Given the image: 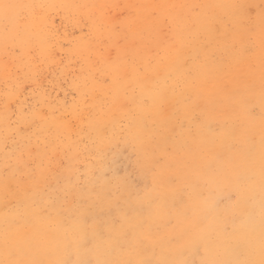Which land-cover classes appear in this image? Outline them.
Masks as SVG:
<instances>
[{
  "label": "rangeland",
  "instance_id": "obj_1",
  "mask_svg": "<svg viewBox=\"0 0 264 264\" xmlns=\"http://www.w3.org/2000/svg\"><path fill=\"white\" fill-rule=\"evenodd\" d=\"M10 2L34 7L19 9L14 40L7 47L0 20V167L4 138L10 132L4 121L7 110L11 120L18 122L13 125L21 132L16 139L24 146L22 159L32 169L33 178L25 179L7 196L0 178V239L6 228L14 227L13 221L18 222L23 227L11 232L13 238L23 241L26 236L24 241L39 244L45 260L48 254L54 257V252L58 255L62 250L66 264L81 260L95 264L98 259L135 262L147 257L159 261L171 253L177 256L175 260L188 258L192 264H205L208 259L203 253L214 254L206 264H223L227 259L239 264L253 252L259 257L264 242L262 0ZM183 5L211 6L197 10L201 27L209 17L223 18L222 31L227 24L230 34L244 38L239 55L221 44L202 48L182 26L185 19H192ZM145 95L155 97V103L142 104ZM92 114L95 118L90 121ZM194 114H202L220 131L209 135L205 130L193 141L186 131ZM154 175L175 178L170 185H157L156 192H164L177 207L183 203L191 214L186 219L170 210L171 219L167 223L157 219L159 228L145 236L141 247L125 248L131 230L115 223L113 209L95 193L101 184L115 185L114 178H119L125 192L142 193L152 187ZM61 176H70L76 185L66 193L68 207L86 197L89 218L66 221L53 213L49 220H35L33 193L55 186ZM253 219L258 224L251 223ZM206 222L211 223L207 225L210 229ZM248 223L258 227L253 236ZM204 226L206 235L201 234ZM194 236L197 249L192 253ZM209 240L213 245H207ZM60 254L59 260L55 255L56 259L47 261L53 258L57 264Z\"/></svg>",
  "mask_w": 264,
  "mask_h": 264
},
{
  "label": "snow or ice",
  "instance_id": "obj_2",
  "mask_svg": "<svg viewBox=\"0 0 264 264\" xmlns=\"http://www.w3.org/2000/svg\"><path fill=\"white\" fill-rule=\"evenodd\" d=\"M22 7H34L32 5H20L10 2V0H0V20L3 21V33L5 46L7 47L9 40H14L12 35L15 23L19 18V9ZM40 7H45L41 5ZM49 7H55L49 6ZM190 10L189 15L192 19H185L182 22L183 28L188 32L189 36L201 42L202 48H207L212 44H221L226 50H231L234 55H239L240 51L245 47L243 37L237 36L235 33H229L227 24H224V30H221L220 25L223 24L221 17H209L207 22L201 27L200 17L201 13L198 9L211 6L203 5H183ZM232 7V6H220ZM243 7V6H241ZM155 16V13L152 14ZM260 21L261 31L264 33V0L260 5ZM264 45V39L261 40ZM248 46H251V37L248 38ZM261 87L264 89V65H262ZM188 98L184 97V102L187 103ZM142 104L149 105L155 103V97L152 95H145L141 97ZM95 118V114L90 116V121ZM6 128L10 132L5 136L3 142V165L0 167V178L3 179L5 194L12 189L18 188L25 179H31L32 169L28 163L22 159L23 145L16 137L21 135L18 127H13L17 121H12L11 116L5 111L4 117ZM183 127V121L181 122ZM207 131L209 135L217 134L220 129L214 128L211 123L203 119L202 114H194L188 121L186 135L192 137L193 141L197 136H201ZM201 142L203 140L201 139ZM187 140L184 144L187 145ZM21 155H17V153ZM260 174L264 180V138L261 140L260 150ZM117 183L112 186L101 184L99 190L96 191V197L100 200L108 202L109 207L115 213V223L119 224L125 231L131 230V235L124 241L125 248H136L143 245L144 238L150 234L154 229L159 228L156 223L157 219L167 223L171 219L170 210L184 218H189L191 209L183 203L177 207L176 201H169L164 192H156L157 185L163 187L165 184H172L175 182L174 177L162 178L158 176L152 177V187L146 188L144 192H125L123 185L119 178H114ZM62 181H66L62 184ZM111 184V182H108ZM76 189V185L71 184V177H59L56 180V185H49L44 191H36L33 193L31 199L32 214L35 220L44 221L52 218L53 213L56 216L63 217L66 221H79L88 219V199L81 197L77 204L69 208L66 193ZM154 192L156 194H154ZM62 194H65L62 196ZM219 207V204H217ZM264 211V205H262ZM6 223L8 221L6 220ZM14 227L6 228L3 234L2 241H0V264H49L43 259L42 251L27 241H20L13 238L12 231H19L23 225L13 221ZM104 230L100 229V234L103 235ZM190 251H196L195 240L190 242ZM248 259L239 262V264H264V242H262L259 250V259L255 258V253H249ZM57 264H65L60 261ZM78 264H92L89 260H81ZM95 264H192L187 258H182L174 261L168 260H139V261H123L112 262L108 260H96ZM203 264V262H202ZM223 264H233L231 261H225Z\"/></svg>",
  "mask_w": 264,
  "mask_h": 264
},
{
  "label": "bare ground",
  "instance_id": "obj_3",
  "mask_svg": "<svg viewBox=\"0 0 264 264\" xmlns=\"http://www.w3.org/2000/svg\"><path fill=\"white\" fill-rule=\"evenodd\" d=\"M258 1H259V0H258ZM152 2H154V1H152ZM152 4H155V3H152ZM156 5H158V4H156ZM242 5H243V4H242ZM244 8H245V7H244ZM160 9H161V7H160ZM163 9H164V8H163ZM218 12H220V11H218ZM216 16H217V15H216ZM160 21H161V20H160ZM163 21H164V20H163ZM161 22H162V21H161ZM38 25H39V23H38ZM34 27H35V26H34ZM36 27H37V26H36ZM41 27H42V26H41ZM31 29H32V28H31ZM36 29H37V28H36ZM41 29H42V28H41ZM28 30H29V29H28ZM28 30H27V31H28ZM32 30H33V29H32ZM43 30H44V29H42V31H43ZM44 31H45V30H44ZM13 32H14V31H13ZM29 32H30V30H29L27 33L29 34ZM16 33H17V32H16ZM38 33H39V32H38ZM41 33H42V32H41ZM12 34L15 35V33H12ZM22 35H24V34H22ZM42 35H43V34H42ZM44 35H45V34H44ZM26 36H28V35H26ZM45 36H46V35H45ZM33 37L36 38V35L33 36ZM19 38H21V37H19ZM39 38H40V37H39ZM22 39H23V37H22ZM22 39H21V40H22ZM33 39H34V38H33ZM41 39H42V38H41ZM41 39H40V40H41ZM43 39H44V38H43ZM43 39L41 40L42 42H43ZM24 40H25V39H24ZM26 40H27V39H26ZM18 41H19V40H18ZM21 42H22V41H20V43H21ZM26 42H27V41H26ZM36 43H37V42H36ZM38 43H40V42H38ZM22 44H23V43H22ZM22 44H21V45H22ZM18 45H19V44H18ZM18 45H17V46H18ZM25 45H26V44H25ZM38 45H39V44H38ZM42 45H44V44H42ZM28 46H29V45H28ZM28 46H27V47H28ZM45 46H46V45H45ZM2 50H3V48H2ZM167 56H168V55H167ZM170 62H171V61H170ZM166 63H167V62H166ZM156 66H157V65H156ZM168 66H169V65H168ZM108 67H109V66H108ZM166 67H167V66H166ZM169 67H170V66H169ZM167 68H168V67H167ZM150 69H151V68H150ZM153 69H154V67H153ZM156 69H157V67H156ZM108 70H109V69H108ZM112 70H113V69H112ZM159 70H160V69H159ZM149 71H151V70H149ZM107 72H108V71H107ZM120 73H121V72H120ZM117 74H119V72H118ZM112 75H113V74H112ZM112 75H111V76H112ZM136 77H137V76H136ZM119 78H120V77H119ZM112 79H113V78H112ZM121 79H122V78H121ZM114 80H115V79H114ZM136 80H137V78H136ZM115 81H116V80H115ZM120 81H121V80H120ZM137 81H138V80H137ZM138 82H139V81H138ZM142 82H143V81H142ZM126 83H127V82H126ZM127 85H128V84H127ZM127 85H126V86H127ZM142 85H143V84L141 83V86H142ZM142 87H143V86H142ZM145 88H146V87H145ZM121 89H123L122 86H121L120 90H121ZM165 90H166V89H165ZM117 91H119V90H117ZM161 91H162V90H161ZM121 92H122V91H121ZM165 93H166V92H165ZM174 96H175V95H174ZM169 97H170V96H169ZM116 108H117V107H116ZM161 111H162V110H161ZM108 112H109V111H108ZM108 112H107V115L109 114ZM109 116H110V115H109ZM102 117H103V116H102ZM100 123H101V122H100ZM224 137H225V136H224ZM205 144H206V143H205ZM198 145H199V143H198ZM201 146H202V145H201ZM199 147H200V146H199ZM206 147H207V146H206ZM209 158H210V157H209ZM210 161H211V160H210ZM243 188H244V187H243ZM262 188H263V186H262ZM262 188H261V189H262ZM242 195L244 196V194H242ZM260 196H261V195H260ZM253 200H254V199H253ZM262 201H263V200H262ZM247 204H248V203H247ZM251 204H252V203H251ZM212 210H213V208H212ZM204 213H206V212H204ZM213 213H215V212H213ZM213 213H212V214H213ZM212 214H211V217H212ZM214 215H215V214H214ZM252 215H253V214H252ZM209 217H210V216H209ZM211 217H210V218H211ZM251 217H252V216H251ZM253 217H254V216H253ZM205 218H206V216H205ZM207 218H208V217H207ZM207 218H206V219H207ZM212 218H213L212 221L215 220L214 217H212ZM249 218H250V217H249ZM255 218H257V217H255ZM203 219H204V217H203ZM204 220H205V219H204ZM251 220H252V219H251ZM208 221H209V220H208ZM212 221H210V222L212 223ZM203 222H204V221H203ZM214 222H215V221H214ZM257 222H258V221H257ZM208 223H209V222H208ZM211 223L207 224V222H206L204 225H206V228H207V227L209 228V226H210ZM245 223H246V222H245ZM251 223L254 224V223H255V220L253 219V221H252ZM261 223H262V222H261ZM234 224H235V223H234ZM255 224H258V223H255ZM259 224H260V223H259ZM43 225H44V224H43ZM207 225H209V226H207ZM212 225H213V227H215V229H217V226H214V225H216V223H215V224H212ZM247 225H249V227H248V233H250V234L253 236V235L255 234L256 230L258 229V227H257L256 225H252V226H251L250 223H248ZM232 226H233V225H232ZM258 226H259V225H258ZM246 227H247V226H246V224H245V227H243L242 230H244V228H246ZM255 227H257L256 230H255ZM206 228H205V226H204V231H202L201 234L204 233L203 235H206V234H205L206 231H207V230H205ZM209 229H210V228H209ZM209 229H208V230H209ZM249 229H250V230H249ZM42 230H43V229H42ZM212 230H214V229L212 228ZM245 230H246V229H245ZM43 231H44V230H43ZM43 231H42V233H43ZM209 231H210V230H209ZM249 231H250V232H249ZM16 232H17V231H16ZM39 232H40V231H39ZM245 232H247V231H245ZM257 232H258V231H257ZM260 232H261V231H260ZM243 233H244V231H243ZM248 233H247V234H248ZM258 233H259V232H258ZM21 234H22V233H21ZM43 234H44V233H43ZM245 234H246V233H245ZM195 235H199V232H198L197 234H195ZM203 235H200V238H201V236L203 237ZM208 235H209V234H208ZM260 235H261V233H260ZM15 236H16V235H15ZM41 236H42V235H41ZM249 236H250V235H249ZM256 236H257V235H256ZM21 237H22V236H21ZM21 237H20V238H21ZM24 237H26V236H24ZM24 237H23V241H24ZM36 237H37V236H36ZM194 237H195V236H194ZM220 237H221V236H220ZM222 237H223V236H222ZM250 237H251V236H250ZM263 237H264V236H263ZM14 238H15V237H14ZM18 238H19V237H18ZM26 238H27V237H26ZM26 238H25V239H26ZM32 238H33V237H32ZM32 238H31V239H32ZM37 238H38V237H37ZM43 238H44V237H43ZM207 238H208V237L206 236V239H204V240L202 239V240H203L202 242H205V240L207 241ZM210 238H212V236L209 237V239H210ZM223 238H224V237H223ZM223 238H222V240H223ZM239 238H240V237H239ZM242 238L245 239V238H247V236H244V237L242 236ZM248 238H249V237H248ZM31 239H30V240H31ZM35 239H36V238H35ZM41 239H42V238H41ZM44 239H45V238H44ZM44 239H43V240H44ZM218 239L220 240L219 237H218ZM224 239H225V238H224ZM250 239H252V238H250ZM0 240H1V239H0ZM19 240H21V239H19ZM194 240L196 241L197 238L195 237ZM198 240H200L199 237H198ZM213 240H214V239H213ZM247 240H248V239H247ZM260 240H261V239H260ZM1 241H2V240H1ZM48 241H49V240H48ZM48 241H46V242L48 243V244L46 243L47 245H49V242H48ZM67 241H68V239H67ZM211 241H212V240H211ZM211 241L209 240V241L207 242V245L213 242V241H212V242H211ZM214 241L216 242V240H214ZM217 241H218V240H217ZM262 241H263V238H262ZM27 242H28V241H27ZM56 242L58 243V241H56ZM74 242H75V241H74ZM74 242L72 243V245L74 244ZM199 242H200V241H199ZM199 242H198V243H199ZM209 242H210V243H209ZM218 242H219V241H218ZM218 242H217V243H218ZM221 242H222V241H221ZM221 242H220L219 245L222 244ZM239 242H240V241H239ZM243 242H244V241H243ZM43 243L45 244V242H43ZM43 243H42V244H43ZM51 243H52V242H51ZM59 243H60V242H59ZM65 243L67 244L66 241H65ZM213 243H214V242H213ZM213 243H212V245H213ZM217 243H216V244H217ZM237 243H238V242H237ZM244 243H245V242H244ZM251 243H252V242H251ZM251 243H250V244H251ZM42 244H41V246H43ZM66 244H65V246H66ZM199 244H200V243H199ZM204 244H206V243H204ZM216 244H214V245H216ZM239 244H240V243H239ZM254 244H256V243H254ZM259 244H260V243H259ZM37 245H39V244H36V246H37ZM74 245H75V244H74ZM200 245H202V243H201ZM219 245H217L218 248L224 246V244H223L222 246H219ZM227 245H228V244H227ZM227 245H225V246H227ZM230 245H231V244H230ZM232 245H233V244H232ZM236 245H237V244H236ZM236 245H234V246H236ZM243 245H244V244H243ZM245 245H246V244H245ZM257 245H258V243H257ZM189 246H190V245H189ZM196 246H197V244L195 245V247H196ZM208 246H209V245H208ZM225 246H224V247H225ZM238 246H239V245H238ZM240 246H241V245H240ZM140 247H141V246H140ZM212 247H213V246H212ZM212 247H211V248H212ZM215 247H216V246H215ZM231 247H232V246H231ZM256 247H258V246H256ZM260 247H261V245L259 246V248H260ZM40 248H43V247H40ZM61 248L63 249V247H61ZM64 248H67V246L64 247ZM232 248H233V247H232ZM235 248H236V247H235ZM244 248H246V247L244 246L243 249H244ZM254 248H255V245H254ZM259 248H258V249H259ZM52 249H53V248H51V250H52ZM149 249H150V248H149ZM196 249H197V247H196ZM207 249H210V248H207ZM248 249H249V248H248ZM44 250H45V249H44ZM46 250H48V249H46ZM51 250H50V253L53 252V251H51ZM54 250H56V249H54ZM71 250H72V249H70L69 252H72V251H73V250H72V251H71ZM147 250H148V249H147ZM189 250H190V249H189ZM200 250H201V249H200ZM200 250H199V252H200ZM210 250H211V249H210ZM215 250H216V249H215ZM224 250H225V249H224ZM227 250H228V249H227ZM61 251H62V250H59L58 253L60 254ZM128 251H129V250H128ZM207 251H208V250H206L205 253H206ZM217 251H218V249H217ZM237 251H238V250H237ZM237 251H236V252H237ZM239 251H240V250H239ZM92 252H93V251H92ZM130 252H131V251H130ZM130 252H129V255H130ZM151 252H152V251H151ZM178 252H179V251H178ZM178 252H175V253H178ZM201 252H202V251H201ZM203 252H204V251H203ZM211 252H212V251H211ZM219 252H221V251L219 250ZM226 252H227V251H226ZM42 253H43V252H42ZM46 253H48V252H46ZM75 253H76V252H75ZM75 253H74V254H75ZM143 253H146V252L143 251ZM147 253H148V252H147ZM152 253H154V252H152ZM166 253H169V252H166ZM182 253H183V252H182ZM186 253H187V252H186ZM186 253H185V254H186ZM192 253H193V252H192ZM192 253H191V255H192ZM195 253H196V252H195ZM224 253H225V252H224ZM228 253H229V250H228ZM228 253H227V254H228ZM237 253L239 254L240 252H237ZM256 253H258V252H256ZM59 254H58V255H59ZM62 254H63V253H62ZM65 254H66V253L64 252V255H65ZM69 254H70V253H69ZM69 254H68V255H69ZM150 254H151V253H149V255H150ZM164 254H165V253H164ZM178 254H180V253H178ZM187 254L189 255L190 253H187ZM187 254H186V256H188ZM198 254H199V253H197V257H198V258L201 257V256H199ZM225 254H226V253H225ZM230 254H231V253H230ZM230 254H229V256H230ZM233 254H235V253H233ZM55 255H57V253L55 254V252H54V257H53V254H52V256H51V254H48V256H46V257H48V258H49V257H53L54 259H56V258H55V257H56ZM58 255H57V259L59 260L60 257H59ZM75 255H76V254H75ZM75 255H74V256H75ZM191 255H190V256H191ZM200 255H202V254H200ZM211 255L214 256V254H210V253L205 254V255H204V253H203L202 256H203V257L206 256L205 258L208 259V260H207V262H208V261L210 260ZM215 255H216V254H215ZM218 255H219V254H218ZM236 255H237V254H236ZM256 255H257V254H255V256H256ZM60 256H62V255L60 254ZM145 256H146V255H145ZM150 256H151V255H150ZM180 256H181V255H180ZM180 256H179V257H180ZM193 256H194V255H193ZM195 256H196V255H195ZM195 256H194V257H195ZM225 256H226V255H225ZM233 256H234V255H233ZM245 256H246V255H245ZM245 256H244L243 258H245ZM247 256H248V255H247ZM247 256H246V257H247ZM43 257H44V256H43ZM58 257H59V258H58ZM64 257H65V256H64ZM164 257H165V258L168 257V259H167L168 261H174L175 258H177V256H176L175 254H172V253H171V254L164 255ZM181 257H182V256H181ZM183 257H185V255H184ZM216 257H217V256H216ZM226 257H227V256H226ZM226 257H225V258L223 257V258L226 259ZM230 257H231V256H230ZM236 257H237V256H236ZM238 257H239V256H238ZM241 257H242V256H241ZM241 257H240V259H242ZM256 257H258V256H256ZM256 257H255V258H256ZM44 258H45V257H44ZM44 258H43V259H44ZM48 258H47V260H48ZM53 258H51L50 260L54 262V260H52ZM189 258H190V257H189ZM211 258H212V260L214 259L213 257H211ZM223 258H222V259H223ZM228 258H229V257H228ZM258 258H259V257H258ZM143 259H144V258H143ZM146 259H147V260H152V259L149 258V257H147ZM187 259H188V258H187ZM192 259H193V258H192ZM200 259H201V258H199V261H200ZM202 259H203V258H202ZM230 259H232V261H233V258H230ZM74 260H75V258H74ZM160 260H161V259H160ZM234 260H235V259H234ZM244 260H245V259H244ZM51 261H50V263H51ZM55 261H56V260H55ZM61 261H64L63 256H62ZM190 261H191V260H190ZM203 261H206V260H203ZM220 261H222V260H220ZM220 261H219V262H220ZM227 261H228V259H227ZM236 261H237V260H236ZM238 261H239V260H238ZM196 262H197V261H196ZM201 262H202V261H201ZM207 262H205V264H206ZM210 262H211V261H210ZM215 262H217V260H215ZM222 262H224V261H222ZM50 263H49V264H50ZM54 263H55V262H54ZM54 263H53V264H54ZM55 264H56V263H55ZM65 264H66V263H65ZM194 264H195V263H194ZM201 264H202V263H201ZM203 264H204V263H203ZM208 264H209V263H208ZM212 264H213V263H212ZM236 264H237V263H236Z\"/></svg>",
  "mask_w": 264,
  "mask_h": 264
}]
</instances>
